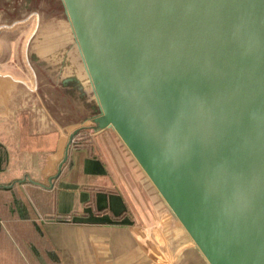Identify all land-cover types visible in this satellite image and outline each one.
<instances>
[{
	"label": "water",
	"instance_id": "water-1",
	"mask_svg": "<svg viewBox=\"0 0 264 264\" xmlns=\"http://www.w3.org/2000/svg\"><path fill=\"white\" fill-rule=\"evenodd\" d=\"M62 2L94 114L50 180L111 129L200 262L264 264V0Z\"/></svg>",
	"mask_w": 264,
	"mask_h": 264
},
{
	"label": "crops",
	"instance_id": "crops-1",
	"mask_svg": "<svg viewBox=\"0 0 264 264\" xmlns=\"http://www.w3.org/2000/svg\"><path fill=\"white\" fill-rule=\"evenodd\" d=\"M5 45L4 38L0 40V186L15 187L17 198L11 210L16 208L21 217L30 215L54 247L15 242L18 233L13 229V217L0 213V264H42L36 260L41 253L45 254L44 264H107L103 254L114 248L117 262L145 264V242L152 239L155 252L157 249L159 254L162 251L176 257L178 251L174 254L172 240L166 239L165 231L154 228L160 223L146 219V213L136 208L123 188L126 155L115 131H94L92 147L70 146L68 167L63 168L65 161L61 174L50 180L59 170L69 135L78 126L69 128L55 119L36 93L31 77L6 70L2 48L10 50ZM19 83L27 88L19 87ZM34 188L46 197L51 194V200L33 198L30 191ZM52 215H71L73 220L53 222L48 219ZM165 217L169 222L176 219L169 210ZM151 226L154 235L148 233ZM131 229H135L134 235ZM182 232L187 234L184 229ZM159 238L169 244L159 245ZM88 239L90 256L83 260ZM189 240L191 244L180 249L183 256L186 251L187 256L198 257L199 251ZM70 253L74 254L73 263ZM189 261L185 258V264Z\"/></svg>",
	"mask_w": 264,
	"mask_h": 264
},
{
	"label": "rangeland",
	"instance_id": "rangeland-1",
	"mask_svg": "<svg viewBox=\"0 0 264 264\" xmlns=\"http://www.w3.org/2000/svg\"><path fill=\"white\" fill-rule=\"evenodd\" d=\"M13 2L15 4H18V7L20 9L13 10V18L17 17V19H14L12 21L14 22L15 20H23V23H17L11 29H0V39H4L5 37L9 38H5V46L8 50H10L11 56L5 55L6 53L2 55L3 59L7 58L5 60L6 70H11L15 74L19 75L23 74L28 78L31 77L33 80V87L36 89V93L41 96L45 106L50 110L55 119L65 126L69 127L74 125L73 123L80 121L83 122L88 118H92L91 116L94 114V110L91 106L93 102V93L89 84L87 83V79L83 72L81 73L82 84L79 83L81 85V89L76 86V88H79L76 91V89L70 88L71 86H73L71 82L66 84L64 83L63 77L65 76V74L61 71H65L67 73V70L69 71L68 68H61V71L59 72L58 69L51 68V65L43 64L42 68H38L35 65V70H37V74H35L33 68L34 63L32 62L33 60L29 58V55L31 53L30 51L33 49L32 46L35 47L36 45H38V43L41 42L40 40L42 39V37L48 38L51 41L55 40L54 37L57 35V32L59 33V31L56 30L57 22L63 20L68 22L62 0H34L33 5L40 11L41 15L38 21L39 25L37 27L36 34H34L33 36L32 34L35 31L37 20H34V18H31L30 20L25 19L29 12L24 9V6L22 7L21 3H23L24 0H13ZM13 2L7 3L10 7H12ZM1 4L4 6L6 5L4 4V2H1ZM53 27H55V29ZM69 30H71L70 26L69 29L68 27L66 28L67 35L65 34L63 36L67 39V41L71 40ZM8 32H12L13 35L8 36ZM60 33H62L61 30ZM31 36L32 38L28 48L27 40ZM68 48L69 46L65 47L66 51H63L65 54H67V56L70 50ZM29 62H31L32 68ZM2 69L4 68L2 67ZM24 70L26 72H23ZM70 70L72 71L71 67ZM68 76L66 75L67 78ZM19 87L23 89L27 88L26 84L24 83H19ZM121 146L126 155L123 158V174L125 175L123 188L125 192L129 196V198L132 197V199L136 202V208L139 209L141 213H146L144 214L146 216V219H156L157 221H153V223H160L154 224L156 225L154 228L156 230L161 229L162 231H165L166 239H168V241L170 242L172 240L173 242V245L171 243V247L174 254H176V252L178 251L176 257L175 255H166L162 251L159 254L157 253V249L155 252V248L153 247L155 245V242L151 238L152 240H149V242H145V264H185V258L190 259L189 263L187 262L188 264H201L197 256L189 257L187 256L186 251H184L183 256V250L180 249L182 246L191 244L189 240L190 238L187 234L182 232L183 227L181 226L180 222L177 221V219H175V221H167L165 217V213L168 210L167 206H165L155 187L153 186V184H151L147 175L138 165L129 150L124 145L121 144ZM152 226L150 227V229L152 228ZM150 229H147L148 233L153 234L155 232L154 229ZM126 231L127 230L123 231L124 237H126ZM131 231L132 235H134L135 229H131ZM115 234L116 237L122 236L121 233ZM162 236L164 237V235ZM156 242L162 246L167 245L166 243L169 244V242H166L165 239H160V241L157 240ZM90 246L91 241L88 239L86 245L84 246L87 248V253L83 255V260L84 258L90 256L88 253ZM194 251L195 248L193 249V252ZM115 252V248L113 251L108 250L107 253L104 252L103 258L107 260V264H121V262H117L114 258L118 257L114 254ZM188 254L192 255V252ZM69 256L70 262L73 263L74 254L70 253ZM130 264L137 263L131 262Z\"/></svg>",
	"mask_w": 264,
	"mask_h": 264
},
{
	"label": "flooded vegetation",
	"instance_id": "flooded-vegetation-1",
	"mask_svg": "<svg viewBox=\"0 0 264 264\" xmlns=\"http://www.w3.org/2000/svg\"><path fill=\"white\" fill-rule=\"evenodd\" d=\"M1 2L2 3L4 2V4H6V5L5 6L2 5ZM7 2L12 3L13 0H0V29H2V28L11 29L17 23H23L22 22L23 20L22 21L21 20H15L14 22L12 21L14 19H17V17L13 18V10L20 9L18 7V4H15L13 2V6L10 7ZM33 3H34V0H24V2L21 3L22 7L24 6V9L27 10V12H29L25 19L30 20L31 18H34V20H37V25H36L35 31L32 34V36L34 34H36V30H37V27L39 25L38 21L40 19V15H41L40 11L33 5ZM67 20H68V18H67ZM8 21H11V22H8ZM2 22H5V23H2ZM68 23H69V21L66 22L64 20L57 22L56 23L57 24L56 30H58L59 33L57 32V35L54 37L55 40L51 41L48 38L42 37V39L40 40L41 42L38 43V45H36L35 47L32 46L33 49L30 51L32 53V55H31V53L29 55V58L31 60H33L32 62L34 63L33 68H35V65L38 68L39 67L42 68L43 64L51 65L52 66L51 68L58 69L59 72L61 71V68L62 69L68 68L69 71L67 70V73L65 71H61L62 73L65 74V76L63 77V80H65L67 78L66 75L67 76L69 75L68 77H71V76H75L77 74V68L74 65V63L76 62L77 48H76L75 42L73 40L71 30H69V35L71 37V40L67 41V39L65 37H63L66 34V28L68 27V29H69L70 23L69 24ZM53 28L55 29V27H53ZM60 30L62 31V33H60ZM8 34H6V35H8V36L13 35L12 32H8ZM32 36L27 40L28 48H29ZM6 39H9V38H6ZM0 40L2 41L3 39H0ZM67 46H69L68 49H70L68 56H67V54H65L63 52V51H66L65 47H67ZM2 51H3L2 55L6 53L5 55L11 56L10 52H6V49L4 48V46L2 48ZM6 59L7 58H5L4 60H6ZM29 64H31V62H29ZM30 66L32 68V64ZM70 67L72 68V71L70 70ZM23 72H26V71L24 70ZM34 73H35V69H34ZM36 74H37V72H36ZM76 86L81 89V87H80L81 85L78 82H74L73 86H71L70 88H72V89L74 88L77 91L79 88H76ZM91 106H92V104H91ZM91 121H92V118H88L87 120H85L83 122L80 121V122H76L73 124L75 126L78 125L81 127L84 124H86V125L89 124ZM83 129H88V127L86 126V128H82V129H80V131Z\"/></svg>",
	"mask_w": 264,
	"mask_h": 264
},
{
	"label": "trees",
	"instance_id": "trees-1",
	"mask_svg": "<svg viewBox=\"0 0 264 264\" xmlns=\"http://www.w3.org/2000/svg\"><path fill=\"white\" fill-rule=\"evenodd\" d=\"M94 131L95 130L88 128L78 132L73 140V143L71 144V147H92V133ZM67 163L68 162L66 161L63 168L68 167ZM14 188V186L13 188H5L3 186H0V213L9 214L13 217V229H16L15 231H17L18 233L14 241L19 242V244H26L27 242H31L35 245H42L44 247H47L48 249H52L54 247V244L49 235L45 232H41L37 228L35 221L32 217H30V215L28 217H21L20 212L16 208L14 210H11V207L15 206V199L17 198ZM30 192L31 196L37 200L46 198L48 199V201L51 200V194H48V196L46 197L43 193L39 192L37 188L32 189ZM48 219L53 222H72L73 217L71 215H52ZM31 232L33 233V235ZM45 250L47 249L45 248ZM44 255L45 254L41 253V255L39 256L41 259L36 258V260L39 263L43 261L42 264H44Z\"/></svg>",
	"mask_w": 264,
	"mask_h": 264
}]
</instances>
